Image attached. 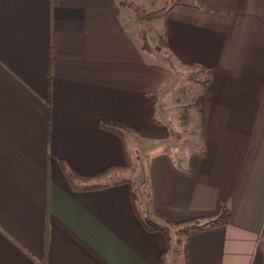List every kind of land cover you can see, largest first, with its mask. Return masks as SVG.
Returning a JSON list of instances; mask_svg holds the SVG:
<instances>
[{
	"label": "crops",
	"instance_id": "0c3cea01",
	"mask_svg": "<svg viewBox=\"0 0 264 264\" xmlns=\"http://www.w3.org/2000/svg\"><path fill=\"white\" fill-rule=\"evenodd\" d=\"M157 18L167 50L206 76L198 147L180 157L177 77L125 5L0 0V264H161L146 210L172 223L223 203L227 221L183 236V261L264 264V0H176ZM102 123L124 131L129 165ZM89 177L101 186H75Z\"/></svg>",
	"mask_w": 264,
	"mask_h": 264
},
{
	"label": "rangeland",
	"instance_id": "374dc122",
	"mask_svg": "<svg viewBox=\"0 0 264 264\" xmlns=\"http://www.w3.org/2000/svg\"><path fill=\"white\" fill-rule=\"evenodd\" d=\"M126 8L136 16L135 7H138L140 12L150 14L156 12L152 19L141 20L137 18L139 22V43L143 44L142 33L144 31L146 39L152 46V51L157 58L166 59L173 67V72L176 79V86L173 92V98L170 100L172 107L170 116L171 126L174 132V138L179 142L176 148V155L178 157L183 156V153L191 151L188 149H197V109L193 107V99L202 92V87L206 76L200 73L197 68H189L183 65L172 53H170L166 47H157L155 29L160 24L158 15L174 0H119ZM131 4V5H130ZM156 27V28H155ZM160 34L163 32V27L159 28ZM177 98V99H176ZM131 158V156H130ZM134 162V158L132 160ZM117 170L111 171L112 175L117 174ZM136 184V182H135ZM137 185V184H136ZM208 219H200V224L209 222ZM182 227V225L180 226ZM172 230V249L167 257V264H186L183 261L182 243H178L180 233L176 226H171Z\"/></svg>",
	"mask_w": 264,
	"mask_h": 264
},
{
	"label": "trees",
	"instance_id": "16d2710c",
	"mask_svg": "<svg viewBox=\"0 0 264 264\" xmlns=\"http://www.w3.org/2000/svg\"><path fill=\"white\" fill-rule=\"evenodd\" d=\"M175 1L176 0H174V2ZM135 12L137 13V18H139L141 20H146V21H148L149 19H152V17H154L155 16L154 14L156 13V12H153V13H150V14L142 13V12H140L138 7H135ZM141 33H142L141 36H142V39H143V44L141 45L142 48L147 50V51H149V52H151L153 50L152 46H150L149 42L147 41L144 31H141ZM156 40L158 42L157 47H160V46H163V47H166V48L169 47V45L167 43V39H166V31L165 30L161 34L158 33L156 35ZM177 59H179V61L182 64H185L189 68H197V66L188 64V63L184 62L180 58H177ZM203 71H204L205 75H207V79L210 78V76H211L210 70H203ZM203 104H204V94H202L201 96L197 97L195 99V101L193 102V106L199 107L200 111H203ZM102 124L107 129H110L112 131L117 132L123 138V146L125 147V154H126V157H127V165H129L128 161H130V156H129L128 150L126 149V144H124V142H125L124 131L121 128L115 126V125L106 124V123H102ZM119 168H120V166H112V167L108 168L107 170H105L104 172H102L101 174H98L95 177L96 178H100V177L104 176L105 174H107L108 172L116 170V169H119ZM66 172H67L68 178L73 183H75V180L80 178L75 172H73V171H71L69 169H67ZM93 178L94 177L82 178L85 181H87L88 183L82 184L83 186H79V185L75 184V186L76 187H83V188H94V187L101 186V184L91 183V180ZM132 198L135 201L136 193L134 191H132ZM227 209H228L227 203H223L221 205V207H220L221 215H219L218 213H212V214L203 215V216L195 217V218H188V219H185V220H181V221H178V222H172V223L161 222L158 219H156L154 216H152L148 210H146L144 212V214L141 215V220H142L143 224L145 225V227L147 229H149V230H157V231H160L163 234V236L165 238V246H164L163 251L161 252V257L160 258H161V264H167V257L169 255L171 249H172V243H173L172 230H171V226L172 225L176 226L178 231H179V233L181 234L180 238L178 239V243H180V244L182 243L183 257L186 258L187 257V252H186V249H185V246H184V243H183V239H184L183 236L188 234V233H190V232H192V231H195V230H198V229H202V228L207 227L209 225H216V224H219V223L227 221L228 220V210ZM200 219H208L210 221L205 223V224L204 223L200 224L199 223ZM181 225H182V227H180ZM2 230L5 233H7L4 229H2ZM11 238L13 240H15L13 237H11ZM259 246H260L261 251H262L263 256H264V232L262 233L261 238L259 240Z\"/></svg>",
	"mask_w": 264,
	"mask_h": 264
}]
</instances>
